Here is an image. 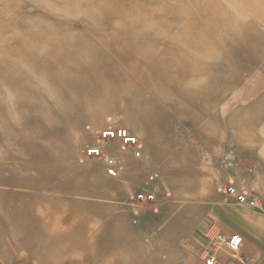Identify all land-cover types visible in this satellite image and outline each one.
<instances>
[{
  "label": "rangeland",
  "instance_id": "obj_1",
  "mask_svg": "<svg viewBox=\"0 0 264 264\" xmlns=\"http://www.w3.org/2000/svg\"><path fill=\"white\" fill-rule=\"evenodd\" d=\"M237 179L264 195V0H0V264H201Z\"/></svg>",
  "mask_w": 264,
  "mask_h": 264
},
{
  "label": "built area",
  "instance_id": "obj_2",
  "mask_svg": "<svg viewBox=\"0 0 264 264\" xmlns=\"http://www.w3.org/2000/svg\"><path fill=\"white\" fill-rule=\"evenodd\" d=\"M99 140L102 143H111L117 141L125 150H131L134 157L140 156L139 139L137 135L132 133L124 126L105 127L98 132ZM84 156L87 158L98 159L104 157L105 171L109 176L117 175V166L115 159L104 154L99 146H89L83 150ZM225 198L232 200L238 204L251 209L264 212V195H251L238 188L235 184L228 183L224 191ZM139 201L148 202L154 199V195L147 192L137 194ZM206 247L200 252V258L205 264H222L218 258L220 252L225 253L230 259L238 264H250L249 260L244 256L245 241L238 233L224 235L214 226H209L206 232Z\"/></svg>",
  "mask_w": 264,
  "mask_h": 264
},
{
  "label": "crops",
  "instance_id": "obj_3",
  "mask_svg": "<svg viewBox=\"0 0 264 264\" xmlns=\"http://www.w3.org/2000/svg\"><path fill=\"white\" fill-rule=\"evenodd\" d=\"M235 185L245 191L249 190L248 192L246 191L249 194L263 195L262 193L254 191L250 192L251 189H249L248 186H243L238 179ZM225 199L224 201H228ZM243 208L250 210L251 214H248V216L237 215V218H235L227 213L228 210H231L229 206L220 208L222 210L220 218H217L213 214L210 215L209 226L216 227L224 235H229L231 233L240 234L245 241L244 256L249 260L250 264H264V212L259 210H257V212L255 211L256 209H251L246 206H243ZM249 246L251 250L248 249ZM218 258L222 264H238L223 252L218 254ZM200 262L201 264H205L201 258ZM190 264H192V262Z\"/></svg>",
  "mask_w": 264,
  "mask_h": 264
},
{
  "label": "bare ground",
  "instance_id": "obj_4",
  "mask_svg": "<svg viewBox=\"0 0 264 264\" xmlns=\"http://www.w3.org/2000/svg\"><path fill=\"white\" fill-rule=\"evenodd\" d=\"M228 202L233 203V204H236V205H241V204H238V203H236V202H234L232 200H229ZM241 206H243V205H241Z\"/></svg>",
  "mask_w": 264,
  "mask_h": 264
}]
</instances>
